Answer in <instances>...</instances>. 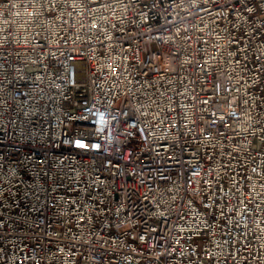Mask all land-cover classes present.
<instances>
[{"label":"built area","instance_id":"1","mask_svg":"<svg viewBox=\"0 0 264 264\" xmlns=\"http://www.w3.org/2000/svg\"><path fill=\"white\" fill-rule=\"evenodd\" d=\"M0 264H264V0H0Z\"/></svg>","mask_w":264,"mask_h":264}]
</instances>
